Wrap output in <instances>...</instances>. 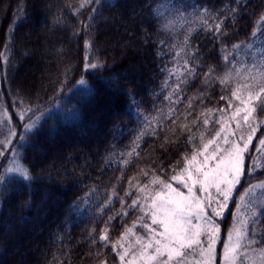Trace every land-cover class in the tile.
Segmentation results:
<instances>
[{
  "label": "trees",
  "instance_id": "1",
  "mask_svg": "<svg viewBox=\"0 0 264 264\" xmlns=\"http://www.w3.org/2000/svg\"><path fill=\"white\" fill-rule=\"evenodd\" d=\"M81 2L0 0V164L11 157L0 169V264H120L111 244L137 217L148 221L127 207L145 195L131 185L170 182L200 134L206 142L219 128L218 110L234 111L232 89L264 72V0ZM258 138L247 165H264ZM17 167L31 179L8 171ZM261 181L264 167L246 170L233 196ZM262 197L246 217L249 235L264 241ZM232 217L229 206L222 236ZM134 231L146 234L141 222Z\"/></svg>",
  "mask_w": 264,
  "mask_h": 264
},
{
  "label": "snow or ice",
  "instance_id": "2",
  "mask_svg": "<svg viewBox=\"0 0 264 264\" xmlns=\"http://www.w3.org/2000/svg\"><path fill=\"white\" fill-rule=\"evenodd\" d=\"M92 2L93 0H82L80 7ZM201 19L203 20V14ZM203 23L213 31L221 32V23L214 26L209 25L207 20H203ZM257 24L264 28V13L260 15ZM85 43L90 46V42ZM183 44H188L187 36ZM184 63L187 66V59ZM86 67L95 68L97 65L88 64ZM186 71L192 75L195 70L186 67ZM212 72L213 69L209 68L205 77L210 78ZM230 78L231 73H225L220 82L227 83ZM248 79L252 83L238 84L227 98L229 107L234 109L231 115L225 117L223 113L227 109H219L221 118L215 121L219 128L206 142L201 133V146L190 156L183 158V167L174 170L170 181L177 182L180 187H174L171 182L157 175H153L149 184L145 185H131L130 181L131 186L137 187L145 195L133 200L127 207L139 206L151 222L142 223L143 217H137L132 226L125 227L119 239L111 244L120 264H264V241L249 235L248 224L251 221L244 218L236 220L222 238V229L216 219L224 217L225 212L229 211L232 193L241 184L246 170L251 173L258 166L264 167L258 165L255 158H251V165L246 164L250 148L254 147L253 140L258 138L257 132L264 128V119L257 116L258 112H264V72ZM78 83L85 84L86 81L82 79ZM176 88L179 89V84ZM220 99L226 98L222 96ZM212 111L207 110L208 113ZM201 116L204 117L203 124L208 125L209 119L204 113ZM200 118L197 117V120ZM192 123L195 124L196 121ZM24 127L29 129L32 125L25 124ZM181 127L191 133L186 125ZM188 139L192 140L193 136L190 134ZM258 139V151L264 152V138ZM123 163L127 164L128 161L124 160ZM8 171L19 172L24 179H31L27 169L17 167ZM143 175L147 176L148 173L144 172ZM152 185L156 187L153 188ZM255 188H264V181L250 184L245 190L246 194ZM141 199L145 203L141 204ZM123 214L128 213L125 210ZM112 219L113 217H109V220ZM137 222H141L146 230L145 235H136L134 228ZM130 236H135V240L130 241ZM99 239L109 241L107 228L102 230ZM218 244L222 246V253L217 251ZM254 245L259 247H253ZM100 264H107V261H101Z\"/></svg>",
  "mask_w": 264,
  "mask_h": 264
},
{
  "label": "rangeland",
  "instance_id": "3",
  "mask_svg": "<svg viewBox=\"0 0 264 264\" xmlns=\"http://www.w3.org/2000/svg\"><path fill=\"white\" fill-rule=\"evenodd\" d=\"M233 127H234V123H233ZM41 152H43V151L40 150V153ZM10 158H11L10 154L8 153V156H6L4 161L0 164L1 165L0 169L3 170L4 166L8 162L7 160H9ZM170 182L173 184L174 187H180V185H178L177 182H175V181H170ZM258 183L259 182H256V183H253L251 185H255V184H258ZM181 190H184V189L181 188ZM245 190L246 189H244L243 192H240L235 197L233 196V193H232V200L229 202V206H231L233 208V217H232L230 228L233 226V224H234V222L236 220H238L240 218L248 219L246 217V215H247V212L249 211V207L252 205V198H254L256 200L258 199L259 201H262L261 198H263L262 196H264V188H255L254 190L248 192L247 194H246ZM241 197H243V199H241ZM233 201H235L234 207H233ZM243 208H245V211H243ZM226 212H225V214H226ZM255 212H257V210L254 211V214H255ZM248 215H252V214L250 213ZM224 217H225V215H224ZM224 217H222V218L217 217L216 218L217 222L220 224V226H222V221L225 222V223L227 222V219H224ZM150 222L151 221H150V219L148 217V221L146 223H150ZM228 223H227V225H228ZM230 228L226 229V232H225V234L223 236L221 235L222 238L224 236H226V233H227V231ZM143 235H145V234L143 233ZM125 246H127V243H125ZM217 251H218V253H222V246L220 244L217 245Z\"/></svg>",
  "mask_w": 264,
  "mask_h": 264
}]
</instances>
